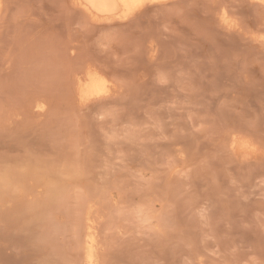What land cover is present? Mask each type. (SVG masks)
<instances>
[{"label": "rangeland", "instance_id": "rangeland-1", "mask_svg": "<svg viewBox=\"0 0 264 264\" xmlns=\"http://www.w3.org/2000/svg\"><path fill=\"white\" fill-rule=\"evenodd\" d=\"M259 4L104 21L72 0H2L0 264H82L88 216L98 264H264ZM89 70L108 91L83 100Z\"/></svg>", "mask_w": 264, "mask_h": 264}, {"label": "bare ground", "instance_id": "bare-ground-1", "mask_svg": "<svg viewBox=\"0 0 264 264\" xmlns=\"http://www.w3.org/2000/svg\"><path fill=\"white\" fill-rule=\"evenodd\" d=\"M175 1L176 0H72L73 4L76 7L80 8L83 12H85L91 19H93V20H104V21L124 20V19L129 18L130 16H133V15L141 12L144 8H146L148 6H151V7L159 6V5L167 6L168 4L170 5V3H172V2L174 3ZM255 1L259 2L260 3L259 5H262L264 8V0H255ZM137 3L142 4V6L137 7L136 6ZM1 4H2V0H0V9H1ZM261 8L262 7H260V9ZM261 11H263V10L261 9ZM226 12L227 11L224 8L220 9L219 13H218V15L220 17L219 19L226 20V15H227ZM261 35H263V34H261ZM262 40H264V36H263ZM262 42H264V41H262ZM107 91H108V86L105 83V79L97 71L89 70L87 73L85 72L84 76L80 79L78 94H79V97L83 100L89 99L92 96L102 95V94L106 93ZM40 103H42V102H40ZM38 108L44 109V104H39ZM231 140H232L233 145H237L239 148H241L243 150L250 151L252 149L251 145L245 141L238 142L239 140L237 138H233ZM5 178H7V177H5ZM3 180H4V178H3ZM3 180H0V181H3ZM10 185H11V183L9 181H6V180L3 182H0V188L1 189L2 188L7 189ZM15 186L16 185L14 184V188H15ZM0 194H1V192H0ZM7 194H8V192H7ZM15 197H17V196H15ZM10 211H11V209H10ZM22 214H24V213H22ZM9 217H11V216H9ZM91 218L92 217L88 216L86 218V225L84 223L85 229H84L82 241H81V244L83 243V250H84V253H83L84 256H82L83 259L81 258L82 264H98V259H97L96 253H95V248H96L95 246L97 244V242H96L97 238H96V234H95L96 225H94V221Z\"/></svg>", "mask_w": 264, "mask_h": 264}, {"label": "snow or ice", "instance_id": "snow-or-ice-1", "mask_svg": "<svg viewBox=\"0 0 264 264\" xmlns=\"http://www.w3.org/2000/svg\"><path fill=\"white\" fill-rule=\"evenodd\" d=\"M137 7H140V6H142V4H140V3H137V5H136Z\"/></svg>", "mask_w": 264, "mask_h": 264}]
</instances>
